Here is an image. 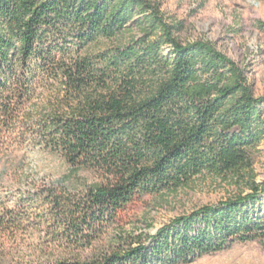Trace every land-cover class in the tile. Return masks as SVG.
Returning a JSON list of instances; mask_svg holds the SVG:
<instances>
[{
	"label": "trees",
	"instance_id": "trees-1",
	"mask_svg": "<svg viewBox=\"0 0 264 264\" xmlns=\"http://www.w3.org/2000/svg\"><path fill=\"white\" fill-rule=\"evenodd\" d=\"M181 29L151 0H0V143L33 142L66 167L34 189L51 214L36 258L188 264L264 235L247 210L264 193L254 168L264 96L214 43L183 42ZM208 178L237 196L176 218L151 248L116 226L136 198ZM21 217L4 208L0 234ZM15 249L0 244V255Z\"/></svg>",
	"mask_w": 264,
	"mask_h": 264
},
{
	"label": "rangeland",
	"instance_id": "rangeland-1",
	"mask_svg": "<svg viewBox=\"0 0 264 264\" xmlns=\"http://www.w3.org/2000/svg\"><path fill=\"white\" fill-rule=\"evenodd\" d=\"M151 1L160 5L166 17L182 23L181 41L214 43L218 51L246 70L254 95L264 96V0ZM258 150L254 168L257 182L262 183L264 140ZM0 158V213L4 208L13 209L26 221L12 236L0 234V244L16 247L12 253L0 255V264H49L33 252L48 242L45 231L38 226H46L45 222L51 219L50 212L39 207L34 189L61 180L66 167L59 157L33 142L0 143ZM235 196L237 190L233 186L208 178L174 196L136 198L119 213L116 226L133 236L143 233L146 247L151 248L150 237L176 218L205 206L223 204ZM247 210L251 220L262 221L264 193L258 194ZM258 235L245 243H228L222 250L197 257L188 264H264V235Z\"/></svg>",
	"mask_w": 264,
	"mask_h": 264
}]
</instances>
